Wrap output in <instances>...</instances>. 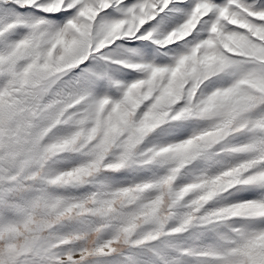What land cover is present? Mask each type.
Masks as SVG:
<instances>
[{"label": "snow or ice", "instance_id": "6c2138e0", "mask_svg": "<svg viewBox=\"0 0 264 264\" xmlns=\"http://www.w3.org/2000/svg\"><path fill=\"white\" fill-rule=\"evenodd\" d=\"M0 264H264V0H0Z\"/></svg>", "mask_w": 264, "mask_h": 264}]
</instances>
